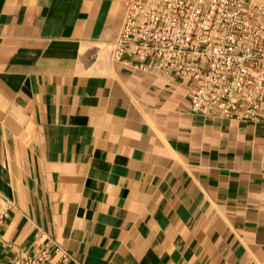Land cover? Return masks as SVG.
Instances as JSON below:
<instances>
[{
  "label": "crops",
  "instance_id": "crops-1",
  "mask_svg": "<svg viewBox=\"0 0 264 264\" xmlns=\"http://www.w3.org/2000/svg\"><path fill=\"white\" fill-rule=\"evenodd\" d=\"M129 1L0 0V264H264V124L116 60Z\"/></svg>",
  "mask_w": 264,
  "mask_h": 264
},
{
  "label": "built area",
  "instance_id": "built-area-1",
  "mask_svg": "<svg viewBox=\"0 0 264 264\" xmlns=\"http://www.w3.org/2000/svg\"><path fill=\"white\" fill-rule=\"evenodd\" d=\"M126 14L116 60L186 85L192 113L264 124V0H130ZM33 248L12 264H83L50 237Z\"/></svg>",
  "mask_w": 264,
  "mask_h": 264
}]
</instances>
